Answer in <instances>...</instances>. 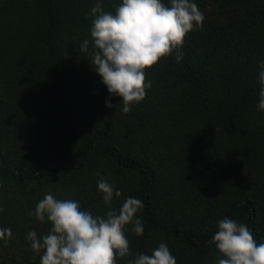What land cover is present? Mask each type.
Segmentation results:
<instances>
[{
	"label": "trees",
	"instance_id": "1",
	"mask_svg": "<svg viewBox=\"0 0 264 264\" xmlns=\"http://www.w3.org/2000/svg\"><path fill=\"white\" fill-rule=\"evenodd\" d=\"M97 0H0V264H40L26 240L51 225L33 212L47 193L107 212L100 175L144 203V232L125 228L131 256L166 243L177 264H216L218 221L264 243V0H195L203 29L145 70V99L123 113L81 45ZM170 6V0H162ZM122 0H102L115 14ZM106 101L117 106L108 108ZM98 173L100 175H98Z\"/></svg>",
	"mask_w": 264,
	"mask_h": 264
},
{
	"label": "clouds",
	"instance_id": "2",
	"mask_svg": "<svg viewBox=\"0 0 264 264\" xmlns=\"http://www.w3.org/2000/svg\"><path fill=\"white\" fill-rule=\"evenodd\" d=\"M115 14L105 11L102 0L91 9L93 17L89 41L81 45V52L91 57V67L102 78L109 100L122 98L123 113L131 111V105L145 99V70L151 69L162 59L176 53V62L183 58L178 51L184 39L194 29H203L204 14L195 0H170V6L162 0H122L114 5ZM258 110L264 112V61L260 63ZM108 108L117 107L106 101ZM98 175H100L98 173ZM98 192L107 207L104 215H93L81 210L73 199H56L47 193L39 200L30 215L44 223L50 231L38 237L29 231L26 240L31 250L40 256V264H117L118 258L131 256L130 242L125 228L140 236L144 232L138 213L144 203L128 197L119 209L112 207L114 197L121 191L100 175ZM5 209L0 207V212ZM13 238L10 228H0V241L8 246ZM219 253L216 264H264V243H257L251 230L243 223L227 217L218 221V231L210 241ZM127 264H177L166 243H160L151 255L140 253Z\"/></svg>",
	"mask_w": 264,
	"mask_h": 264
}]
</instances>
